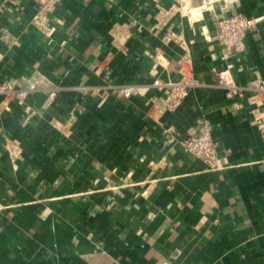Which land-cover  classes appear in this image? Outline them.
<instances>
[{"label": "crops", "instance_id": "crops-1", "mask_svg": "<svg viewBox=\"0 0 264 264\" xmlns=\"http://www.w3.org/2000/svg\"><path fill=\"white\" fill-rule=\"evenodd\" d=\"M206 3L57 0L47 37L36 0H0V84L29 91L0 97V264H264V105L205 87L169 111L152 87L181 59L208 84L227 63L264 80V19L229 59L216 39L264 0ZM207 122L211 166L180 147Z\"/></svg>", "mask_w": 264, "mask_h": 264}, {"label": "built area", "instance_id": "built-area-1", "mask_svg": "<svg viewBox=\"0 0 264 264\" xmlns=\"http://www.w3.org/2000/svg\"><path fill=\"white\" fill-rule=\"evenodd\" d=\"M38 3L37 14L33 18V22L41 30V32L51 37L55 31L53 26H49L47 23L48 14L55 8L57 0H36ZM217 0H208V3L201 6L200 9L212 8L213 3ZM185 7L189 13H192L190 6ZM195 15V14H191ZM264 19L263 16H248L245 14H234L229 17L218 20L216 39L222 47L223 58L229 59L234 55L241 53L245 50V37L248 32L256 29L257 25ZM155 60L158 65H162L160 55L155 56ZM181 59L180 74L181 78L175 82L162 83L159 80H155L152 87L160 91H167V95L164 99L163 106L165 110H175L195 88L213 87L223 90L228 98H234L243 94H249V102L252 105L263 106L264 105V80L253 81L249 85H241L235 80L233 74V64L227 63L223 68H214V72L217 76L214 84H208L197 77L191 72L184 70L183 62ZM78 91L86 94L88 91L93 96H97L102 90L100 87L88 89L86 87H79ZM123 95L130 98L133 94V87L128 86L123 89ZM14 96L18 99V103L22 104L29 96V91L26 90H13L10 85L0 84V97L1 96ZM55 94L52 92L49 94L46 101V105H49L53 101ZM7 104L5 103V106ZM6 109L9 108L6 106ZM264 119V112L256 113L255 120ZM13 147L17 146L16 141H12ZM181 150L195 159H200L208 165H212L217 158L219 146L212 137V127L210 123H204L201 131L198 135L192 136L184 140L181 145Z\"/></svg>", "mask_w": 264, "mask_h": 264}]
</instances>
